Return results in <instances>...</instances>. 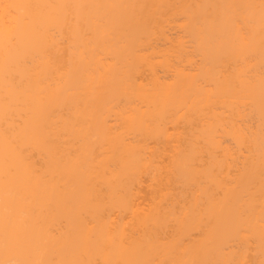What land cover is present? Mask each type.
Here are the masks:
<instances>
[{
  "label": "bare ground",
  "instance_id": "6f19581e",
  "mask_svg": "<svg viewBox=\"0 0 264 264\" xmlns=\"http://www.w3.org/2000/svg\"><path fill=\"white\" fill-rule=\"evenodd\" d=\"M96 257L264 264V0H0V264Z\"/></svg>",
  "mask_w": 264,
  "mask_h": 264
},
{
  "label": "rangeland",
  "instance_id": "374dc122",
  "mask_svg": "<svg viewBox=\"0 0 264 264\" xmlns=\"http://www.w3.org/2000/svg\"><path fill=\"white\" fill-rule=\"evenodd\" d=\"M177 125H178L177 129L180 130V132L182 130V133L184 134V132L187 130L186 123L184 125V124H182V120H179ZM183 128H185V129H183ZM173 139H174V141L170 140L171 143H176L177 141H175V138H173ZM160 145H162V143H160ZM173 153H174V151L170 150V148L167 150H162L159 155H154L153 164H155V165L150 166L151 170H150V168H148L149 170L147 169L145 172L141 173V183L138 187V191H139L138 192V194H139L138 201L141 202L140 205L143 208L148 207L147 205L151 203V199H152V201L159 199L158 194H171L176 198L177 194L179 193V195L181 197L178 196L177 201L175 202V204L178 206L181 203L186 202L187 201L186 199H189V196L192 193V190L194 191L196 186L194 187L193 183L189 182L190 184H187V182L184 181L185 184H183V179L181 181V177L178 174H176L177 169H175L174 166L171 164L172 159H170L173 156ZM205 160H206L205 152H202V159L201 160L197 159L196 162H197V164H199V163L205 162ZM171 170H173L176 173L172 174L173 171L171 172ZM222 170L224 171V173L226 171L228 172V175L227 176L224 175V177H225V180H227V179L229 180L230 177L235 175L236 166L231 165L229 168H226V167L222 168ZM177 175L179 178L177 177ZM176 177H177V179H176ZM174 178L176 179V181H174L175 180ZM178 179L181 182L178 181ZM216 189L217 188H215V193L219 194L221 192L220 189H218V190H216ZM181 192L183 194V197L181 195ZM165 200L166 199H163L164 203H162V205H165V202H167V200L166 201ZM179 200L181 201V203ZM177 202L180 204H177ZM175 204H174V207H177V206H175ZM168 222H167L168 228L165 227L164 229L161 230L162 232L159 233L160 234L159 237L161 236L160 238L163 240L170 237L169 234H171L173 232L172 231L173 226H171V224L173 225V223H171V221H170L171 224ZM202 227H198V229L195 228L194 230H191L190 233L184 237V241L187 242L186 240H188L190 238H195V237L197 238L203 229ZM199 228H202V229H199ZM165 229H166V231H165ZM136 231H133L132 234L137 236L140 233H142V230H136ZM138 231H141V232H138ZM99 260H100V258L98 259V257H96L97 264L101 263Z\"/></svg>",
  "mask_w": 264,
  "mask_h": 264
}]
</instances>
